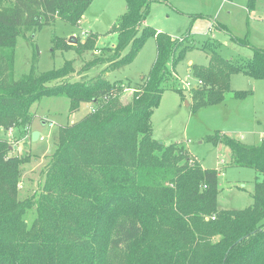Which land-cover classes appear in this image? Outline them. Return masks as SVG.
<instances>
[{"label":"trees","instance_id":"1","mask_svg":"<svg viewBox=\"0 0 264 264\" xmlns=\"http://www.w3.org/2000/svg\"><path fill=\"white\" fill-rule=\"evenodd\" d=\"M93 1L0 0V128L30 135L32 107L44 97H67L71 114L83 103L92 106L59 127L42 187L23 199L20 182L31 156L13 154L10 139L0 138V264H264V142L247 144L226 134L207 138L230 149L233 165L256 171L253 203L235 210L218 207L216 169L196 162L183 145L154 137L152 116L165 82L194 48L184 45L186 36L174 38L147 24L152 4L170 0H126L112 30L115 45L99 49L79 70L68 59L38 72L36 54L30 71L14 78L22 28L52 25L57 18L78 24ZM258 1L248 0L249 12ZM98 37L91 33L74 49L79 55L95 50ZM149 37L156 39L157 54L142 84L109 80L106 74L132 63ZM214 46H203L210 50L208 65L192 67L202 81L191 90L194 108L222 101L235 73L264 79V48L234 62ZM101 64V73L89 76ZM130 88L135 91L125 102L121 95ZM175 90L185 98L182 88Z\"/></svg>","mask_w":264,"mask_h":264},{"label":"rangeland","instance_id":"2","mask_svg":"<svg viewBox=\"0 0 264 264\" xmlns=\"http://www.w3.org/2000/svg\"><path fill=\"white\" fill-rule=\"evenodd\" d=\"M248 0H170L154 2L147 23L156 30L169 33L174 38L187 37L184 45L194 44L173 67L172 77L166 80L167 89L160 105L152 116L154 137L165 144L183 145L196 162L205 168L219 172L218 207L220 209H245L253 203L256 171L251 167L232 164L230 149L224 144L208 140L209 135L226 134L247 144L264 142V79L235 73L230 78L231 88L222 101L201 103L194 108L191 90L200 84L193 65H208L210 50L203 49L207 41L227 60H246L253 56V48H264V0L258 1L257 9L249 12ZM126 0H94L80 23L72 24L57 18L52 25L40 28L25 27L16 38L14 78L20 79L30 71L37 54V71L46 72L73 59L79 70L84 62L93 58L103 47H112L117 34L112 31L126 12ZM91 33L98 34L96 49L79 55L74 49ZM76 37L77 43L70 42ZM245 39V40H242ZM66 42L70 49L56 47L55 42ZM246 41V42H245ZM249 43V44H248ZM157 45L155 37H149L132 63L108 72L109 80L123 79L131 86L142 84L155 61ZM104 64L88 71L89 76L100 74ZM75 80V75L72 76ZM191 86H187V82ZM176 87L182 88L183 98ZM246 92L238 97L234 91ZM135 89L121 95L123 101L131 99ZM130 98V99H129ZM188 102V103H187ZM70 100L65 96L44 97L37 102L33 128L38 129L44 140L34 141L30 135L20 138L18 131L0 128V138L10 139L13 154L31 156L24 165L20 182V198L39 191L42 187V172L55 151V137L61 125L82 118L91 108L83 103L80 110L71 114ZM192 162V161H191ZM28 222L32 212L26 215Z\"/></svg>","mask_w":264,"mask_h":264},{"label":"water","instance_id":"3","mask_svg":"<svg viewBox=\"0 0 264 264\" xmlns=\"http://www.w3.org/2000/svg\"><path fill=\"white\" fill-rule=\"evenodd\" d=\"M69 41H70V42H73V43H77L76 37H71V38L69 39ZM187 103H188V102H187ZM40 135H41V132H40L39 130H33V131L31 132V137H32V139H33L34 141L39 140Z\"/></svg>","mask_w":264,"mask_h":264},{"label":"built area","instance_id":"4","mask_svg":"<svg viewBox=\"0 0 264 264\" xmlns=\"http://www.w3.org/2000/svg\"><path fill=\"white\" fill-rule=\"evenodd\" d=\"M201 83H202V81L200 80V84ZM186 84H187V86H191V83L189 81ZM91 109H92V106H91ZM39 140H44V136L42 134L40 135Z\"/></svg>","mask_w":264,"mask_h":264},{"label":"crops","instance_id":"5","mask_svg":"<svg viewBox=\"0 0 264 264\" xmlns=\"http://www.w3.org/2000/svg\"><path fill=\"white\" fill-rule=\"evenodd\" d=\"M147 22H148V21H147ZM147 24H150V23H147ZM158 31H161V30H158ZM33 130H38V129H34L33 126H32V131H33ZM32 131H31V132H32ZM30 136H31V134H30ZM187 151H188V150H187ZM188 152H189V151H188ZM192 156H193V155H192Z\"/></svg>","mask_w":264,"mask_h":264}]
</instances>
